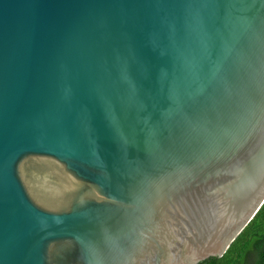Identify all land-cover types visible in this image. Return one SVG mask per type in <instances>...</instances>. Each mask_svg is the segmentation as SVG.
<instances>
[{
    "label": "water",
    "instance_id": "obj_1",
    "mask_svg": "<svg viewBox=\"0 0 264 264\" xmlns=\"http://www.w3.org/2000/svg\"><path fill=\"white\" fill-rule=\"evenodd\" d=\"M264 205V0H0V264H200Z\"/></svg>",
    "mask_w": 264,
    "mask_h": 264
},
{
    "label": "trees",
    "instance_id": "obj_2",
    "mask_svg": "<svg viewBox=\"0 0 264 264\" xmlns=\"http://www.w3.org/2000/svg\"><path fill=\"white\" fill-rule=\"evenodd\" d=\"M200 264H264V205L221 258Z\"/></svg>",
    "mask_w": 264,
    "mask_h": 264
}]
</instances>
